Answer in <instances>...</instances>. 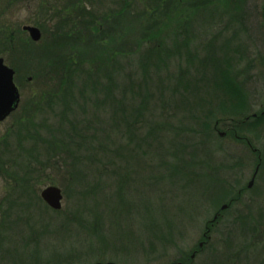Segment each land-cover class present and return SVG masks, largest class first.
Wrapping results in <instances>:
<instances>
[{"label":"rangeland","instance_id":"obj_1","mask_svg":"<svg viewBox=\"0 0 264 264\" xmlns=\"http://www.w3.org/2000/svg\"><path fill=\"white\" fill-rule=\"evenodd\" d=\"M0 56L22 94L0 123V264L190 248L229 172L200 166L198 143L264 104V0H0Z\"/></svg>","mask_w":264,"mask_h":264},{"label":"flooded vegetation","instance_id":"obj_2","mask_svg":"<svg viewBox=\"0 0 264 264\" xmlns=\"http://www.w3.org/2000/svg\"><path fill=\"white\" fill-rule=\"evenodd\" d=\"M248 112L242 119H218L211 128L218 136L198 143L200 166L214 174L230 173L224 179L217 175L224 183L199 199L192 246L180 248L169 262L154 264H264V104ZM204 172L202 178L214 181ZM123 256L115 261L100 256L92 264L132 263L129 254Z\"/></svg>","mask_w":264,"mask_h":264},{"label":"water","instance_id":"obj_3","mask_svg":"<svg viewBox=\"0 0 264 264\" xmlns=\"http://www.w3.org/2000/svg\"><path fill=\"white\" fill-rule=\"evenodd\" d=\"M31 38L35 41L42 36L41 29L36 25H25ZM14 68L5 63L3 57H0V121L4 120L13 110H15L20 102L19 88L14 81ZM43 199L53 208L62 207L63 193L60 187L49 185L42 190ZM108 264H116L109 262Z\"/></svg>","mask_w":264,"mask_h":264},{"label":"trees","instance_id":"obj_4","mask_svg":"<svg viewBox=\"0 0 264 264\" xmlns=\"http://www.w3.org/2000/svg\"><path fill=\"white\" fill-rule=\"evenodd\" d=\"M69 29H70V27H69Z\"/></svg>","mask_w":264,"mask_h":264}]
</instances>
